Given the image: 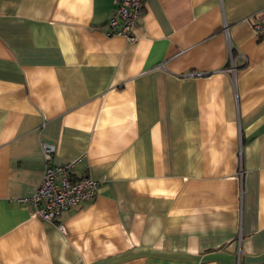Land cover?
Here are the masks:
<instances>
[{
    "label": "crops",
    "instance_id": "1",
    "mask_svg": "<svg viewBox=\"0 0 264 264\" xmlns=\"http://www.w3.org/2000/svg\"><path fill=\"white\" fill-rule=\"evenodd\" d=\"M113 7L0 0V264H264V0H144L133 41ZM43 144L99 182L63 231Z\"/></svg>",
    "mask_w": 264,
    "mask_h": 264
},
{
    "label": "built area",
    "instance_id": "2",
    "mask_svg": "<svg viewBox=\"0 0 264 264\" xmlns=\"http://www.w3.org/2000/svg\"><path fill=\"white\" fill-rule=\"evenodd\" d=\"M144 0H113V10L107 19L109 35H121L128 41H133V31L143 13ZM255 31L262 32L259 23L254 25ZM226 34V26H223ZM228 67L224 71L235 77L234 58L232 48L227 47ZM190 75L200 76L192 72ZM43 158L45 162L42 179L34 194L21 200L33 207L32 216L42 221L57 223L62 212L79 208L82 204L92 200L99 188V182L88 176H75L73 169L76 161L61 166L51 164L55 153L52 145L43 144Z\"/></svg>",
    "mask_w": 264,
    "mask_h": 264
}]
</instances>
